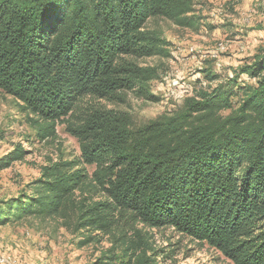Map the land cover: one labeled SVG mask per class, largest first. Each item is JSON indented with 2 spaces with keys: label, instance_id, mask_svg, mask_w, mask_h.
<instances>
[{
  "label": "trees",
  "instance_id": "obj_1",
  "mask_svg": "<svg viewBox=\"0 0 264 264\" xmlns=\"http://www.w3.org/2000/svg\"><path fill=\"white\" fill-rule=\"evenodd\" d=\"M194 11V0H0V90L44 121L36 119L41 136L55 134L61 119L81 149L79 161H51L2 199L0 223L62 219L81 233L79 245L112 233L125 244L120 264H153L142 230H134L137 241L119 227L125 216L172 226L235 264H264V52L138 126L127 111L79 105L86 95L125 100L126 89L152 97L158 69L130 57L169 50L146 23L197 26ZM244 73L254 81L240 82ZM25 151L0 156V169ZM116 256L105 250L93 264Z\"/></svg>",
  "mask_w": 264,
  "mask_h": 264
},
{
  "label": "rangeland",
  "instance_id": "obj_2",
  "mask_svg": "<svg viewBox=\"0 0 264 264\" xmlns=\"http://www.w3.org/2000/svg\"><path fill=\"white\" fill-rule=\"evenodd\" d=\"M194 8L199 16L197 26L180 25L164 17H152L146 23L161 32L169 50L167 55L130 57L140 65L158 69L159 76L150 81L152 97L126 89L125 100L86 95L79 105L127 111L138 126L177 110L186 97L210 91L238 73L239 67L255 54L264 52V0H194ZM239 81L254 79L244 73ZM36 119L38 123L44 122L23 110L14 96L0 90V156L18 147L26 150L21 159L0 169V202L18 195L51 161L81 158L79 140L66 129V122L60 119L55 134L41 136ZM82 165L90 172L95 168L93 164ZM101 197L104 194L96 195ZM119 223L127 237L137 241L140 238L134 230H142L151 247L148 254L153 264H235L218 248L172 226L151 227L125 216ZM81 238V233L67 227L62 219L29 216L9 220L0 223V257L7 259V262L0 260V264H93L105 250L108 255H117L112 264H120V259L127 258L123 255L125 244L115 241L112 233H104L100 241L84 245L78 244Z\"/></svg>",
  "mask_w": 264,
  "mask_h": 264
},
{
  "label": "bare ground",
  "instance_id": "obj_3",
  "mask_svg": "<svg viewBox=\"0 0 264 264\" xmlns=\"http://www.w3.org/2000/svg\"><path fill=\"white\" fill-rule=\"evenodd\" d=\"M2 262H7V259L5 257H0ZM19 264V263H18Z\"/></svg>",
  "mask_w": 264,
  "mask_h": 264
}]
</instances>
